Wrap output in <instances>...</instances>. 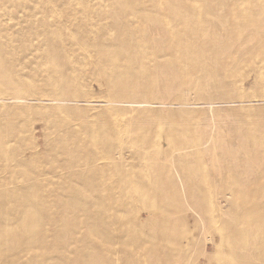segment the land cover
Wrapping results in <instances>:
<instances>
[{
    "label": "bare ground",
    "instance_id": "1",
    "mask_svg": "<svg viewBox=\"0 0 264 264\" xmlns=\"http://www.w3.org/2000/svg\"><path fill=\"white\" fill-rule=\"evenodd\" d=\"M154 1L31 0L9 17L0 0V173L13 176H0V264H198L221 246L213 232L246 251L236 264L264 261V179L222 184L219 160L243 137L264 158V0L225 17ZM229 17L247 25L232 43ZM30 114L41 144L29 123L6 126ZM229 120L239 143L222 137Z\"/></svg>",
    "mask_w": 264,
    "mask_h": 264
},
{
    "label": "rangeland",
    "instance_id": "2",
    "mask_svg": "<svg viewBox=\"0 0 264 264\" xmlns=\"http://www.w3.org/2000/svg\"><path fill=\"white\" fill-rule=\"evenodd\" d=\"M8 0H6L7 2ZM31 0L28 1H23L21 0V2H17L16 0H9L8 3V13H9V17H12L13 15H18L24 12H28L29 9L31 8L32 10H37V8H35L34 5L29 4ZM157 0H155L153 3L155 4ZM215 1L216 0H202L200 2V5L202 7L205 6V8H210L213 11H216L219 13L220 17H225L227 14V10H226V3L228 2H236V3H241L240 0H221L224 1L225 4L223 7H220V5H215ZM6 3V4H7ZM16 3V4H15ZM21 3V4H19ZM19 4V5H18ZM16 5V7L14 6ZM209 9V11H210ZM8 17V24H12L13 21L9 20ZM230 20H226L225 22H223L224 26H223V34L225 35V38L229 37L232 35V33L236 30L239 29L238 34H236V32L234 33L235 35H242L245 33V30L247 29V25L243 23L242 19H237V18H231L229 17ZM17 22V20H16ZM2 29V27H1ZM244 30V31H243ZM8 32H13L14 37L16 38V26H13L9 29H7ZM167 39V37H162V40L165 41ZM226 40V39H225ZM230 42L232 43L233 40L230 39ZM219 60L220 58H216V59H212L210 61H208L207 67L211 66L208 69V74H207V78L210 77L211 83H218V78L220 76V71H219ZM199 72L197 73V76L194 77V81H197ZM246 85V84H244ZM254 89V88H253ZM97 90V89H96ZM94 90V91H96ZM213 90H211L212 92ZM176 93H179V91H176ZM2 104V102H0ZM9 105H13V103H7ZM4 115H8V112H4ZM30 114L29 116V120L25 119L27 117H21L19 116L18 119H16V121L14 123H9L6 126L7 127H16L17 125H22V123H29L31 125L32 131H33V135L36 137V140L39 144H41V142L43 141V132H45L43 130V127L45 125V122L42 121L41 119H39V117ZM142 120V119H140ZM230 123L231 120L228 121L227 127H230ZM241 134L240 132H232L229 128L228 133L226 132V135H222V137H227L228 138H232L233 141H236L239 143V138H240ZM243 142L240 141V145L243 146V148L240 149L239 153L237 154V157L235 160H233L232 158H230L229 156H221L220 157V162H226L227 164V168H224L222 172H220L221 174V183L223 184L224 182V177H227L228 175H230L234 180H235V185L236 186H240L238 183H240V181H244L247 188H250L254 191H258L261 188V185L259 183H256L255 181L253 182V179H256L255 177L258 176V174H260L259 178L264 179V158H258L255 157L253 155L247 154L245 152L244 146H245V137H243ZM234 146V145H233ZM224 148V146H223ZM222 148V149H223ZM219 150H221V146L218 148ZM45 161H47V158L44 159ZM233 160V162H232ZM217 163L219 161H216ZM233 164H232V163ZM219 164V163H218ZM219 166V165H218ZM22 173V172H20ZM18 173V175L20 174ZM53 174L55 175V173L53 172ZM53 174L48 173L45 171L44 175H48L49 178L53 177ZM16 175V178H18ZM32 175V174H31ZM1 177L4 178H9V177H13L11 176L7 171H1L0 173ZM34 176V175H32ZM45 177V176H44ZM31 181L28 180L27 183H30ZM176 193L179 196V199L181 201L182 204V211H185L184 213L187 215V219L189 220V223L191 224L190 227L193 228V232L196 235H198L199 233V229L197 228V223L196 218L194 216V214L187 209L185 201H184V194L183 192H181L178 188H176ZM261 200L264 201V197L261 198ZM185 204V205H184ZM145 217L144 213H141V218ZM143 219V218H142ZM196 226V227H195ZM216 226H218L219 228H222V224L217 223ZM214 235V239H215V243L219 244L221 246H219L218 248L214 249V247L212 248L211 243L207 242V250H208V255H209V261L205 262L204 260V256H201L199 259L198 264H227L228 261H231V264H236L235 263V259L230 258L231 255L233 253H245L246 251L244 249H242V247H238L236 244L233 243L232 239H229L228 237H226L225 239H221L215 232H213ZM183 245H186V241L183 239ZM187 249L189 250V247H187ZM217 255V256H216ZM218 255H221V257H219ZM254 264H264V261H261V263H254Z\"/></svg>",
    "mask_w": 264,
    "mask_h": 264
}]
</instances>
